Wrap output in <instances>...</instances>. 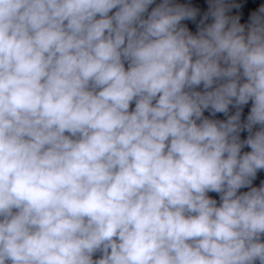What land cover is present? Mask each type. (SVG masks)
<instances>
[{
  "label": "clouds",
  "instance_id": "obj_1",
  "mask_svg": "<svg viewBox=\"0 0 264 264\" xmlns=\"http://www.w3.org/2000/svg\"><path fill=\"white\" fill-rule=\"evenodd\" d=\"M205 2L0 0V264H264V3Z\"/></svg>",
  "mask_w": 264,
  "mask_h": 264
}]
</instances>
